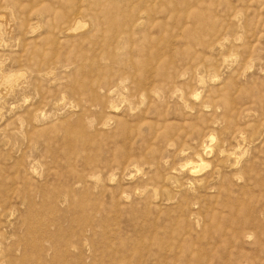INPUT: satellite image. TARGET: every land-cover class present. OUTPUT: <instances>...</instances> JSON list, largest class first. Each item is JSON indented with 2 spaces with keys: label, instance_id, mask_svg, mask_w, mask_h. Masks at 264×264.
<instances>
[{
  "label": "rangeland",
  "instance_id": "rangeland-1",
  "mask_svg": "<svg viewBox=\"0 0 264 264\" xmlns=\"http://www.w3.org/2000/svg\"><path fill=\"white\" fill-rule=\"evenodd\" d=\"M0 17V264H264V0Z\"/></svg>",
  "mask_w": 264,
  "mask_h": 264
},
{
  "label": "bare ground",
  "instance_id": "bare-ground-1",
  "mask_svg": "<svg viewBox=\"0 0 264 264\" xmlns=\"http://www.w3.org/2000/svg\"><path fill=\"white\" fill-rule=\"evenodd\" d=\"M0 26L1 27L3 26L8 31L11 28L7 19L3 17H0ZM35 27H36L35 25H32V28H35ZM10 81H12L10 80V76L6 75L4 73L3 68L0 67V100L2 99V95H4V91H7L8 82ZM113 108L114 107H111L110 111H113L114 110ZM185 166L189 168L191 175H196L197 173L201 172L205 168V159L202 156L197 155L193 158L192 161L187 162Z\"/></svg>",
  "mask_w": 264,
  "mask_h": 264
}]
</instances>
